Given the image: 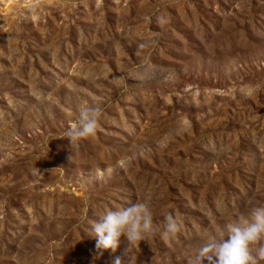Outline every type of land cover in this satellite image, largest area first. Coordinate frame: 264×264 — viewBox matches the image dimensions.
Listing matches in <instances>:
<instances>
[{"label": "rangeland", "instance_id": "374dc122", "mask_svg": "<svg viewBox=\"0 0 264 264\" xmlns=\"http://www.w3.org/2000/svg\"><path fill=\"white\" fill-rule=\"evenodd\" d=\"M135 203L154 231L98 248L92 222ZM259 206L264 0H0V264H193Z\"/></svg>", "mask_w": 264, "mask_h": 264}, {"label": "clouds", "instance_id": "9594fccd", "mask_svg": "<svg viewBox=\"0 0 264 264\" xmlns=\"http://www.w3.org/2000/svg\"><path fill=\"white\" fill-rule=\"evenodd\" d=\"M99 110L84 107L79 116L69 124L64 137L70 146L90 136L98 130ZM122 166V165H120ZM111 168L106 169L110 174ZM103 173L97 174V179H103ZM99 222L93 221L91 231L97 238V247L115 251L120 238L125 236L130 244L144 241V238L154 231L153 216L145 203H135L122 209H108L100 215ZM179 228L177 218L170 212L164 214V234L174 235ZM264 238V206L255 207L251 219L244 224H232L227 228V238L217 240L209 238L199 249L193 264H257L252 255L251 245ZM264 259V247L258 253ZM113 264H122L119 257Z\"/></svg>", "mask_w": 264, "mask_h": 264}]
</instances>
